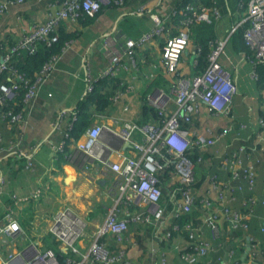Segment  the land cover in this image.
Returning a JSON list of instances; mask_svg holds the SVG:
<instances>
[{"label":"crops","instance_id":"obj_1","mask_svg":"<svg viewBox=\"0 0 264 264\" xmlns=\"http://www.w3.org/2000/svg\"><path fill=\"white\" fill-rule=\"evenodd\" d=\"M52 1L29 0L22 8L12 9L0 18V34L15 38L29 33L35 25L46 21L49 10H57L59 6ZM222 1L226 15L214 23L212 45L227 40L220 64L231 75L236 93L229 111L221 117L211 116L203 106L194 120L192 128L195 131L225 132L222 139L205 153L203 174L207 180L200 188H195V192L197 196L206 195L217 201L218 193L211 189L213 178L222 181L224 188L229 179L233 192L226 193L225 204L233 210L245 212L249 223L248 229L237 232V238L243 241L239 255L232 256L231 250L236 243L233 244L226 235L227 224L222 225L225 236L218 238L200 206L188 218L199 226L201 241L211 248L200 260L201 264H236V260L242 262L252 254L256 255L258 263L264 264V89L258 87L254 68L243 51L245 37L233 41V34L244 20L239 19L236 0ZM175 2L124 0L121 6L107 3L89 24L85 25L82 20L68 22L67 30L76 31L77 36L67 43L54 62L56 69L40 87L29 120L15 126L0 121V174L3 178L0 222L3 223V217L12 210L22 228L20 234L0 237L3 258L10 253L30 256L34 249H52L55 243L50 238L49 228L53 216L67 206L86 222V233L78 246L81 251L88 249L92 235L114 202L117 178L114 174L103 176L97 163L80 166L74 163L75 159L71 161L70 156L78 154L76 147H71L66 154L59 152V148L72 126L71 115L85 99L90 84L103 78L114 55L122 58L119 68L112 74L118 89L113 105L104 114L96 115L94 125L105 124L118 130L123 121L139 122L143 120L144 101L150 104L149 98L162 91L170 97L166 108L175 110L172 77L162 67L161 60L165 38L159 37L133 53L126 49L127 39L137 40L153 29L156 16L165 22L166 37L178 33L182 26L183 22L179 27L171 22L170 17L178 12L195 14L194 21L200 16L209 19L210 12L206 9L198 14L188 5L185 10L176 11ZM197 57V47L192 43L180 64L184 76L193 77ZM233 123L238 129L229 130L228 125ZM110 138L108 132L103 134L106 142ZM241 147H244L243 152L239 151ZM119 148L121 152L112 155L114 162L131 154L128 144L121 143ZM235 153L241 161L239 172L248 165H255L254 187H249L243 177L232 182ZM29 160L34 161L32 169L28 167ZM236 185L242 188H236ZM249 200L253 202L248 203ZM173 220V211L168 210L161 229L154 230L150 225L139 223L131 225L126 242L128 257L138 264H159L161 253L165 252L167 264H188L180 257L186 235L174 234L171 241L166 239ZM109 242L113 247L114 242L111 239ZM114 249L119 247L116 245Z\"/></svg>","mask_w":264,"mask_h":264},{"label":"built area","instance_id":"obj_2","mask_svg":"<svg viewBox=\"0 0 264 264\" xmlns=\"http://www.w3.org/2000/svg\"><path fill=\"white\" fill-rule=\"evenodd\" d=\"M42 1V0H40ZM59 7L57 10H49L46 21L37 24L19 41L18 48L33 47L38 40L46 41L48 44L57 42L58 31L63 23L78 22L82 15L95 16L102 6L107 3L123 5L124 0H53ZM52 1V2H53ZM29 0H0V18L5 17L12 9L22 8ZM239 7H246L244 22H250L245 30L244 37L247 45L252 51L248 57L257 76L256 67L264 64V0H240ZM189 8V7H188ZM213 14L220 19V12L214 8ZM195 17V14L193 15ZM21 18V16L19 17ZM207 18V17H205ZM203 19V17H199ZM156 24L150 32L144 33L137 40L127 39L126 49L133 53L136 49H142L159 37L165 38L162 47V67L172 77V95L175 110L166 108L170 103V97L163 91L149 98V102L158 110L159 119L147 122L123 121L121 129L115 130L105 124H96L88 129L83 139L73 144L78 154L71 155V161L76 159L77 165L84 166L87 163H97L103 176L116 175V197L107 215L93 235L86 254L78 248V242L84 237L86 224L74 210L67 206L59 210L52 219L49 232L60 242L65 252L69 253L64 262H61L53 249L45 251L35 250L30 256L24 254H11L3 258L0 255V264H138L133 262L127 254V233L133 224H145L154 230L161 229L163 219L167 214L166 205L161 202L163 191L158 173L172 168L173 174L179 181V185L171 192L170 197L175 203L173 210L174 220L172 226L166 233L167 241H171L174 234H184L187 237L185 246L180 251V257L188 264H201L200 260L211 250L208 244L201 241L198 233L199 226L193 221L180 222L181 217H188L197 206L204 211L206 221L213 233L218 238L224 237L222 230L227 224L226 235L232 239L235 247L232 248V256L240 253L239 246L243 243L237 238L238 230L249 228L248 216L243 211L233 210L225 204L226 193L233 192V186L228 181L227 187L224 183L213 178L211 189L217 191L218 200L214 201L208 196H197L193 185L196 183V165L190 159L192 150L198 149L205 154L211 147L215 146L224 136L221 133L198 132L193 130V123L200 115L201 108L206 107L207 112L213 117H221L231 107L233 97L236 93L231 75L225 72L220 64V57L224 53L227 40L216 42L209 57V66L202 74L186 77L180 72V64L183 55L192 44L191 26L194 18H187L182 23L179 32L172 37H166V25L163 19L155 18ZM241 23V24H243ZM16 51V48L14 49ZM121 55H114L111 65L105 76H112L115 69L121 64ZM8 56L0 58V76L9 70ZM56 69L54 62L46 64L39 78V84L46 82L47 78ZM14 85H0V115L5 98H13L25 84L27 93L24 97V105L30 106L38 96L39 84L29 85L25 77L17 75ZM21 83V85H20ZM91 83L88 91L93 90ZM25 109V108H23ZM7 116L11 113H6ZM23 114L14 116L13 124L22 118ZM28 116V115H27ZM75 117L72 118V121ZM21 119V123L25 122ZM236 123L228 125V129H238ZM108 132L111 136L106 142L103 134ZM65 135L60 151H64ZM122 144L130 146L131 154L123 155L119 162L112 160V155L120 153ZM240 152L244 151L241 147ZM202 155L199 162L202 161ZM234 168L231 172L232 182L243 177L254 187L257 177L255 165H248L241 172L240 158L238 154L233 155ZM253 163V162H252ZM28 167H34V161H28ZM3 178L0 174V186ZM237 186V187H236ZM241 189V185H236ZM1 190V187H0ZM249 200L248 203H252ZM137 206L134 212L128 211L129 205ZM219 203V204H216ZM22 229L14 216L13 211H8L0 222V237L3 235L14 236L20 234ZM111 237L113 247L107 240ZM119 249L115 250L114 246ZM78 254V258L74 255ZM165 252L160 255L159 264H167ZM142 264V263H139ZM236 264H260L256 255L252 254L244 261L236 260Z\"/></svg>","mask_w":264,"mask_h":264},{"label":"trees","instance_id":"obj_3","mask_svg":"<svg viewBox=\"0 0 264 264\" xmlns=\"http://www.w3.org/2000/svg\"><path fill=\"white\" fill-rule=\"evenodd\" d=\"M175 1L176 2L174 3V6L176 8V11H180L181 9L185 10L188 5H191L196 9L198 14L202 13V9H206L208 12H210V16L208 19L209 21L207 19H199L194 21L191 26V40L192 43H194V45L197 47L198 55L197 64L195 67L196 69L193 76L202 74L207 70L209 66V57L213 50L212 44L214 43V38L211 36V31L214 23L218 20L213 14V9L216 8L220 12V16L222 18L224 15H226L224 11V2L222 0ZM239 1L240 0H236V4L240 13L239 19H243L246 16V7L241 9L239 7ZM49 13L50 12L48 11L46 15H48ZM93 18H95V16H89L85 14L82 15L78 21L82 20V22H84V24L86 25L92 22ZM170 18H172L171 22H173L175 26L179 27V25H181V23L184 22L185 19L193 18V15L191 14V12L182 14L178 12L176 16L172 15ZM66 24L67 23H63L60 26V29L58 31L59 39L57 42L48 44L46 41L38 40L34 43L33 47L17 49L19 41L25 34H21L19 37L15 38L4 35L3 33L0 34V58L4 59L8 56L9 59V70L5 71L0 76V85L16 84L14 82V78L19 74L25 77L29 85H38L39 78L42 76V70L44 69L45 65L51 62H55L62 54L67 43L72 41L77 36L76 31L67 30ZM249 26V21L241 24L235 31V34H233V41L238 39L243 40L244 32ZM176 34H172V36H175ZM246 44L247 43L244 42L242 47L244 53L248 58L252 56V51ZM15 48L16 51L14 50ZM255 70L257 73L256 77L258 87L260 89H264V64L258 65ZM43 84L44 82L39 84L38 92ZM22 85L23 86H21V89L17 93H15V96L13 98H5L4 105L1 108L2 113L0 115V121L5 123L6 125L10 124L11 126H15L21 123V119H26V121H28L31 117L30 114L32 113L33 104L25 107L23 100L27 93V90L25 88V84L22 83ZM117 89L118 87L116 84V79L113 76H105L96 83L94 82L93 90L88 93V95H86L85 99L78 105L76 111L71 115V118L75 117V119L73 120L72 126L68 131L69 138L66 139L64 151H62L61 153H68L72 145L80 141L84 137L87 130L92 128L95 122L96 115L104 114L113 105V97L115 96ZM6 113H11V115L7 116ZM20 114H23L22 118L20 120H17L13 124L11 121L13 120L14 116H18ZM141 114L143 119L141 120V122L154 121L159 119L158 110L145 101ZM201 155L202 152L198 151V149L192 150L189 154L190 159H192V161L196 165V183L193 185L194 189L200 188L203 182L207 180V176L203 174L204 159H206L207 156L203 154L202 161L199 162V157H201ZM171 170L172 168H168L167 170L158 173V177L161 182V188L163 191L161 202L166 205L167 211H173L175 208V203H173L170 194L179 185V181L176 179V176ZM135 210H137V206L131 203L129 205L128 211L134 212ZM179 221H189V218L181 217ZM109 239H111V237H109L107 240L109 241ZM52 249L55 251L61 262H64L66 257L70 255L69 253L62 250L60 244L55 243V246L52 245Z\"/></svg>","mask_w":264,"mask_h":264},{"label":"rangeland","instance_id":"obj_4","mask_svg":"<svg viewBox=\"0 0 264 264\" xmlns=\"http://www.w3.org/2000/svg\"><path fill=\"white\" fill-rule=\"evenodd\" d=\"M78 160H74V163L76 164V162H77ZM0 187H2V186H0ZM80 217V216H79ZM19 223V222H18ZM86 223V222H85ZM19 225H20V227H21V224L19 223ZM22 229V228H21ZM85 233H86V231H85ZM94 235V234H93ZM93 235H92V238H91V241H92V239H93ZM50 238L54 241V243H57V244H60V243H58L57 242V240H56V238L54 237V236H52L51 234H50ZM77 248L81 251V249H80V247L79 246H77ZM51 249V248H50ZM47 250V249H46ZM40 251H45V250H40ZM0 252H1V249H0ZM83 254H86L87 252H86V250H82L81 251ZM1 254H2V252H1ZM11 254L12 253H10L9 255H8V257H10L11 256ZM3 255V254H2Z\"/></svg>","mask_w":264,"mask_h":264}]
</instances>
